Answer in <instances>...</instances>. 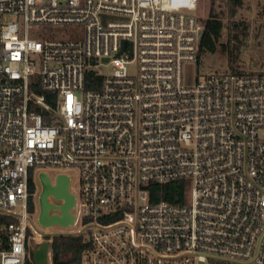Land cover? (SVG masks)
I'll return each instance as SVG.
<instances>
[{
  "label": "built area",
  "instance_id": "1",
  "mask_svg": "<svg viewBox=\"0 0 264 264\" xmlns=\"http://www.w3.org/2000/svg\"><path fill=\"white\" fill-rule=\"evenodd\" d=\"M203 3L0 0V264L84 234L70 264H264V69L186 77ZM50 169L76 172L67 224L39 221Z\"/></svg>",
  "mask_w": 264,
  "mask_h": 264
},
{
  "label": "rangeland",
  "instance_id": "2",
  "mask_svg": "<svg viewBox=\"0 0 264 264\" xmlns=\"http://www.w3.org/2000/svg\"><path fill=\"white\" fill-rule=\"evenodd\" d=\"M218 6L225 0H204V11L198 10L196 13L199 15V19L202 21L207 13L211 2ZM231 11L228 14L225 11L224 20L228 21L233 27L235 24H239V36L234 37V29L231 31L230 52L234 59L231 63L228 58V54L223 51L216 52H204L198 63H194L188 66V72L186 77L191 80L202 77V75L210 72H228L232 67H235V62H238V68L259 70L264 69V0H231ZM242 23V24H241ZM241 26L246 27L241 32ZM223 37L221 41L227 42V31H223ZM238 44L237 56H234V46ZM232 60V59H231ZM110 66L102 67L99 70L102 73L109 72ZM129 72L135 71V66L130 65ZM66 173L72 185V191L77 188L76 172L71 169L47 170L51 179L55 180V175L58 173ZM70 264V263H63Z\"/></svg>",
  "mask_w": 264,
  "mask_h": 264
},
{
  "label": "trees",
  "instance_id": "3",
  "mask_svg": "<svg viewBox=\"0 0 264 264\" xmlns=\"http://www.w3.org/2000/svg\"><path fill=\"white\" fill-rule=\"evenodd\" d=\"M218 6L211 2L206 17L202 20L203 30L199 41L198 57L200 60L204 52L223 51L228 54L231 63L232 55L230 52L231 30L234 27L228 21L224 20L225 11L228 14L231 11V0H225ZM242 24V23H241ZM246 27L241 26V32ZM227 31V42L221 41L223 31ZM198 60V62H199ZM197 62V63H198ZM99 77L95 72L90 71L86 74V87L92 88L99 82ZM94 85V86H92ZM37 92H42L37 90ZM151 202L165 200L171 203L183 202L184 194L188 188V182L185 180L170 181L166 183H152L148 185ZM91 245L88 234L78 237L58 236L54 237L52 242V258L55 264L76 262L82 252Z\"/></svg>",
  "mask_w": 264,
  "mask_h": 264
},
{
  "label": "water",
  "instance_id": "4",
  "mask_svg": "<svg viewBox=\"0 0 264 264\" xmlns=\"http://www.w3.org/2000/svg\"><path fill=\"white\" fill-rule=\"evenodd\" d=\"M234 37L238 38L239 36V24L234 25ZM237 50H238V44L236 43L234 46V56H237ZM106 60V58H104ZM239 64L238 62H235V67L238 68ZM39 180L42 185V191L40 193V203H41V209L39 212V221L42 224H47L51 222L59 223V224H67L72 221V216L69 212V207L64 206L61 208V213L60 214H49V208H46L44 206L47 196L50 191L53 190L55 186H53L50 183V180L48 178V175L46 172H41L39 175ZM68 180L67 175H60L58 176L55 181L58 186L63 185L66 181ZM58 199V197H57ZM48 248V243L43 242L39 244L32 253V258L35 262V264H46V252ZM199 264H204L203 262H200Z\"/></svg>",
  "mask_w": 264,
  "mask_h": 264
},
{
  "label": "flooded vegetation",
  "instance_id": "5",
  "mask_svg": "<svg viewBox=\"0 0 264 264\" xmlns=\"http://www.w3.org/2000/svg\"><path fill=\"white\" fill-rule=\"evenodd\" d=\"M47 175L50 180V183L53 186H55L53 190L50 191L51 193H49V195L47 196L46 202L44 204L46 208H49V214L50 215L60 214L61 208L64 206L69 207V211H70V209L74 206L75 195L73 191L71 190V185H70V180H69L68 175H67L68 180L61 186H58L56 184V181L55 180L53 181L48 173ZM60 175H66V174L63 173ZM41 191H42V185L40 183L39 191L35 197L38 213L40 212V209H41V203H40V198H39Z\"/></svg>",
  "mask_w": 264,
  "mask_h": 264
}]
</instances>
